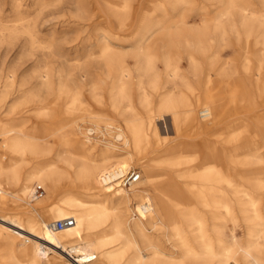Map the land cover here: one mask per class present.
I'll return each mask as SVG.
<instances>
[{
    "label": "bare ground",
    "instance_id": "bare-ground-1",
    "mask_svg": "<svg viewBox=\"0 0 264 264\" xmlns=\"http://www.w3.org/2000/svg\"><path fill=\"white\" fill-rule=\"evenodd\" d=\"M163 1L160 7L168 6L175 14L173 28L150 20L144 10L127 46L115 43L127 35L106 30L95 39L97 53L87 51L73 59L68 72L57 74L60 100L37 106L41 89L24 91L12 71L3 77L0 102L9 91L19 92V97L6 119H0V206L8 200L11 205L19 202L21 211L0 219V264H264V243L254 238L252 227L242 242L233 230L226 231L232 225L226 202L231 197L239 206L250 205L251 222L264 227V221L257 201L240 184L234 190L237 184L229 172L220 170L226 162L234 171L242 166V148L255 139L250 133L239 135L240 122L225 123L228 106L237 107L250 97L245 86L253 69L244 66L225 82L214 74L232 29L249 47L264 40V0H201V11L209 7L216 15L206 19L200 12L199 28L192 30L184 28L189 2ZM91 2L104 7L97 12L110 14L122 30L131 25L128 15L140 0ZM256 3L262 6L260 14ZM184 61L194 85L182 76ZM224 62V67L231 66L230 60ZM75 73L81 82H75ZM92 77L99 83H92ZM254 79L257 91L264 92L261 75ZM51 80L43 81L46 93L54 85ZM200 108L205 110L202 119ZM42 111L49 114L46 120L28 130L23 115L44 120ZM162 121L163 128L158 126ZM258 124L264 128V120ZM99 143L104 148L97 162ZM126 153V161H112L113 154ZM133 157L141 161L151 193L141 190L143 182L123 187L120 178L131 171ZM25 161L32 164L28 172L23 171ZM200 178L217 186L199 191L194 182ZM36 182L44 190L40 197L36 186L35 192L32 189ZM50 200L56 201L44 211ZM198 207L215 209L210 215L218 223L207 237ZM66 219L74 226L54 228L55 221ZM147 225L157 231L167 228L177 258L161 253L146 234Z\"/></svg>",
    "mask_w": 264,
    "mask_h": 264
},
{
    "label": "rangeland",
    "instance_id": "rangeland-1",
    "mask_svg": "<svg viewBox=\"0 0 264 264\" xmlns=\"http://www.w3.org/2000/svg\"><path fill=\"white\" fill-rule=\"evenodd\" d=\"M185 1L189 2L187 6L189 10L186 12L184 18L186 25H184V28L186 30L199 28L200 12L202 13L203 11L206 19H213L216 15V11L209 7H204L201 11V6L203 4L201 0ZM161 3H164V1L140 0V2L131 9L128 15V22H131V25L119 30V22L110 17V14L108 16L102 11L97 12L98 9H103L104 7L93 4L91 0H0V90L4 82L3 77L6 76L7 72L12 71L16 75V80L18 79L17 85L24 83V91L29 92L41 89L42 95L40 94L36 99L37 106L46 105L53 100H60L57 92L59 83L57 74L62 70L63 72H68L71 69V65L74 64L73 59L76 57H84L87 51L97 53L98 48L95 39L100 34L105 33L106 30H112L115 33L121 32L127 35L128 39L115 41L118 45L122 46L124 44V46H127L138 32L144 10L150 12V20L155 21L159 19L163 26H170L173 28L175 14L168 6L161 8ZM111 9L120 15L122 14L118 7L115 8L114 6L113 8L111 7ZM256 9L259 14L262 13V6L259 3H256ZM234 31L235 29H232L226 37L227 44H225L221 51V60L215 65L214 74H219L221 81L225 82L226 80L234 79L237 73H242L241 70L244 66H248L249 70L253 69L252 80L245 86L250 97L237 107L232 105L228 106L229 115L225 123L232 125L235 120L240 122L241 130L239 131V135L250 133L255 136V139L253 144H249L242 148V150H244L242 152L246 153V155H241L239 157L240 165L242 166H237L234 171L233 168L229 169L230 166H227L226 162V166L220 170L221 172H229L230 177L234 180L235 184H237L234 190H237L240 184L242 187L244 186L243 190L245 194L249 195V198L257 201V208L264 221V183L261 182L264 180V128L261 127V124H258L264 120V92H258L257 85L254 82L255 76L259 73L264 83V40L260 41L258 44L252 43L249 47L244 39L237 38L236 32ZM225 60H230L231 66L227 68L224 67ZM181 68L182 76L186 80L188 79L187 81L190 84L194 85L195 77L188 63L186 64V61H184ZM97 71L98 70H95L93 73H100ZM135 75L136 73L133 74V76ZM73 78L75 82L82 81V78H79L77 73L74 74ZM44 79L47 81L52 79L50 82L52 85L54 83L49 93H46V88L42 86ZM91 80L94 81L92 83H99V79L94 77H92ZM97 95L101 96L102 93L97 92ZM17 97H19V92L9 91L6 100L0 102L1 120L6 119L5 115L7 110ZM96 108L101 113H106L102 108ZM199 113L201 116L200 118H204L203 113H205V110L200 108ZM40 115L44 120H38L35 116L25 113L23 115L26 117L24 119L26 123L25 127L28 130H31L36 125L39 127L40 122L45 121L49 114L46 111H42ZM166 119L168 120V117ZM167 120L166 124L170 128V123ZM163 125H165L164 121L158 122L159 127L161 126L163 128ZM38 130L41 131L40 128ZM170 135H173L172 131H170ZM107 139L111 138L108 137ZM103 140V138H100L98 141ZM103 148V143H99L98 152L94 157L97 162L101 159V149ZM127 158V153L112 155V161L115 162L126 161ZM29 163V161L22 163L24 172L30 170L32 164ZM141 166L139 158L133 157L130 172L139 173L140 181L137 184L143 182V184L140 185L142 188L141 190L151 193L149 187L146 185V180L142 178L143 168H141ZM242 170L244 171L242 172ZM194 184L199 191L205 190L208 186H217L215 182H207L201 178L199 180L197 179ZM36 185L42 187L38 182L34 183L32 185L34 192ZM260 187H262V189ZM61 193H63V191L59 192V194ZM81 198L85 201L86 205L91 201L89 198L83 196ZM232 199L231 197L230 201L226 200V202L229 203L228 205L231 209L232 217V225H228L226 229L227 233L233 230L232 233L234 238L237 240L241 239L242 242L246 230L252 227L254 229V238L264 243V231H262L264 227H262L259 222H251L249 220V218L252 217V208L250 205L246 203L239 206L236 199ZM248 200L247 197L243 198L245 202H249ZM55 201L56 200H50L44 207V211H48L49 207L54 204ZM193 203L197 204V200L193 201ZM134 204V201L129 203V215L133 213L132 209L135 206ZM32 205L34 204L32 203ZM125 210L127 211V209L122 208L121 212H125ZM20 211L21 204L19 202H15L11 205V201L8 200L5 204L0 206V219L16 216ZM198 211L202 214V220L204 221V237H207L213 232V227L218 223L212 220V215H210L215 209L198 207ZM6 223L9 224L10 222L6 220ZM159 229L158 231L152 230L151 226L147 225L146 234L149 236L150 240L156 244L162 254L177 258L179 253L172 247L173 241L170 239V236L166 235L167 228ZM196 235L195 233V236ZM129 239L132 238L130 237ZM135 240L139 241L137 236ZM61 255L69 260L65 253Z\"/></svg>",
    "mask_w": 264,
    "mask_h": 264
},
{
    "label": "built area",
    "instance_id": "built-area-1",
    "mask_svg": "<svg viewBox=\"0 0 264 264\" xmlns=\"http://www.w3.org/2000/svg\"><path fill=\"white\" fill-rule=\"evenodd\" d=\"M139 179H140V175L137 172H128L126 175H124L123 177L120 178V180L123 184V187H127L130 184H136L137 182H139ZM43 192H44V190L41 187L36 186V194L39 197L43 195ZM73 223L74 222L72 219H66L63 221H59V220L55 221L53 223V225H54V228L61 230L65 227H73L74 226Z\"/></svg>",
    "mask_w": 264,
    "mask_h": 264
}]
</instances>
